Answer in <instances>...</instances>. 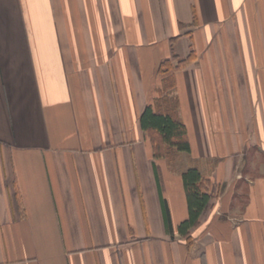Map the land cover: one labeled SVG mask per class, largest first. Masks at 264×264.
I'll use <instances>...</instances> for the list:
<instances>
[{
	"label": "crops",
	"instance_id": "obj_1",
	"mask_svg": "<svg viewBox=\"0 0 264 264\" xmlns=\"http://www.w3.org/2000/svg\"><path fill=\"white\" fill-rule=\"evenodd\" d=\"M0 264H264V0H0Z\"/></svg>",
	"mask_w": 264,
	"mask_h": 264
},
{
	"label": "trees",
	"instance_id": "obj_2",
	"mask_svg": "<svg viewBox=\"0 0 264 264\" xmlns=\"http://www.w3.org/2000/svg\"><path fill=\"white\" fill-rule=\"evenodd\" d=\"M187 60L181 59L172 65L170 60H164L159 71H166L174 68H180L186 65ZM165 67V69H163ZM161 98L164 105L156 103V107L147 106L140 116V126L144 131L149 132L155 156H164L172 159L174 152L190 150L186 136L185 126L177 116L176 99L174 97ZM183 186L185 189L186 202L188 208L187 217L178 225V232L189 240V229L198 224L199 216L205 206L208 204L210 195L205 191L204 179L197 167L192 166L181 174ZM164 220L169 224L166 207L164 208Z\"/></svg>",
	"mask_w": 264,
	"mask_h": 264
}]
</instances>
